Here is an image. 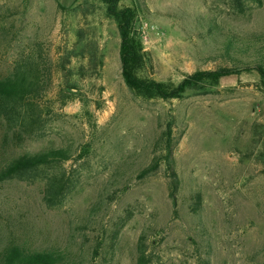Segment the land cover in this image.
<instances>
[{
	"label": "rangeland",
	"instance_id": "rangeland-1",
	"mask_svg": "<svg viewBox=\"0 0 264 264\" xmlns=\"http://www.w3.org/2000/svg\"><path fill=\"white\" fill-rule=\"evenodd\" d=\"M241 3L121 0L137 12L146 54L139 75L177 85L225 66L211 23L264 33V0ZM120 42L100 0H0V79L35 65L41 80L34 133L6 137L0 119V165L47 147L73 155L63 165L73 188L56 207L44 201L45 179L0 182V255L20 245L66 251L74 264H138L143 238L148 264H264L261 77L245 72L182 99H147L123 80ZM169 129L180 180L174 197ZM156 158V171L142 177Z\"/></svg>",
	"mask_w": 264,
	"mask_h": 264
},
{
	"label": "trees",
	"instance_id": "trees-1",
	"mask_svg": "<svg viewBox=\"0 0 264 264\" xmlns=\"http://www.w3.org/2000/svg\"><path fill=\"white\" fill-rule=\"evenodd\" d=\"M106 6L107 17L117 23L120 35V61L122 77L135 95L147 99L172 101L182 99L192 89L214 88L224 78L256 71L264 82V33L241 36L233 32L218 29L211 23L214 43L218 46L226 65L211 71H197L187 75L177 85L156 80L145 79L139 75L146 64L143 42L135 33L137 12L131 7H120L121 0H100ZM260 1V0H253ZM236 6H242L236 0ZM40 72L35 65L18 66L13 72L0 79V119L4 122L7 134L13 131L15 137L22 140L24 136L34 133L35 126L41 123V114L35 104V96L40 91ZM14 135L11 136L14 138ZM169 145L165 148L164 159L171 178V195L180 187V180L175 171L174 145L171 141V129L167 132ZM89 152L84 149L80 156ZM73 159L72 151L61 147H47L35 153L13 156L0 165V182L18 180L33 183L45 179L44 201L53 208L61 204L73 188L63 165ZM159 165L156 158L152 165L141 171L145 177L156 171ZM49 170H58L48 175ZM47 174V175H46ZM45 178H42L44 177ZM200 196H194L192 212L199 215ZM143 238L140 240L138 264H148V257L142 250ZM66 251L59 249H29L24 246H10L0 255V264H74Z\"/></svg>",
	"mask_w": 264,
	"mask_h": 264
},
{
	"label": "crops",
	"instance_id": "crops-1",
	"mask_svg": "<svg viewBox=\"0 0 264 264\" xmlns=\"http://www.w3.org/2000/svg\"><path fill=\"white\" fill-rule=\"evenodd\" d=\"M60 3H67V2H70L72 0H58Z\"/></svg>",
	"mask_w": 264,
	"mask_h": 264
}]
</instances>
